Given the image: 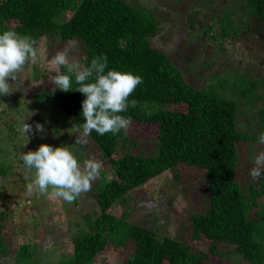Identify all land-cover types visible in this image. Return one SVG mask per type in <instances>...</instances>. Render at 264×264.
I'll list each match as a JSON object with an SVG mask.
<instances>
[{
  "label": "trees",
  "instance_id": "16d2710c",
  "mask_svg": "<svg viewBox=\"0 0 264 264\" xmlns=\"http://www.w3.org/2000/svg\"><path fill=\"white\" fill-rule=\"evenodd\" d=\"M210 1L214 5L203 11L201 5ZM188 3L174 0L170 16L161 17L156 7L135 0H0V30L30 36L35 48L44 37L73 42L84 49L73 65L86 66L104 54L108 67L142 77L128 98L135 105L122 113L130 118L127 129L88 137L111 175L90 193L98 208L92 216L86 213L88 222L72 235L71 254L54 264H93L122 248L123 264H207L215 254L223 259L216 264H264V179L253 181L249 169L241 170L244 146L252 147L253 157L260 150L256 138L264 132V0ZM172 10L187 15L181 21L185 29H174L175 41L161 45L157 39ZM235 43L247 51L245 64L225 63L234 60L229 45ZM192 53L196 60L190 63ZM66 71L67 65L60 66L59 72ZM39 87L32 99L24 97L28 107L21 110V93L0 96V141H5L0 152L7 153L0 158H15L12 147L19 135L16 120L7 115L16 118L25 109L47 106L74 124L82 120V93ZM54 113L47 112L46 120ZM242 114L248 117L242 120ZM133 126L139 130L133 132ZM29 139L41 142L44 136L33 130ZM15 163L0 159V181L7 189ZM186 166L201 176L203 196L189 193L197 205L174 233H163L157 215L134 213L143 200L136 189L170 172L173 185L188 194L194 176L184 175ZM3 185L0 196L8 192ZM156 192L165 197L168 191ZM5 227L0 212V255L15 254V264H34L30 244L8 247Z\"/></svg>",
  "mask_w": 264,
  "mask_h": 264
},
{
  "label": "rangeland",
  "instance_id": "374dc122",
  "mask_svg": "<svg viewBox=\"0 0 264 264\" xmlns=\"http://www.w3.org/2000/svg\"><path fill=\"white\" fill-rule=\"evenodd\" d=\"M135 1L148 7H156L157 10H159L160 16L164 17L165 15L170 16L167 15V12H170L169 6L173 4L174 0ZM191 1L192 0H185V3L189 2L188 4H190ZM205 3L206 2L202 4ZM208 5L211 7V5L214 4L210 1V3L201 5L203 11L207 9ZM70 14V12H67L65 15L67 16ZM171 14L172 17H170V20L163 23V29L159 34V39H157V43L161 45L170 44L168 40L175 41L174 33H172L174 29L180 28L179 30L177 29L178 31L185 29L181 21L187 15L173 10ZM59 40L57 41L55 38L50 39L45 37L39 40L35 48L37 51V61L35 63H26L18 72L17 79L13 82L10 81V91H16L18 94H22L18 109L21 110L22 108L28 107L26 103H24L26 100L24 97H28L29 100L32 99L33 90L41 88L39 86L52 84L50 75H55V71H59L60 69V66H56L52 63V57H54L57 51L67 49L69 57L68 64L72 65L78 62L80 56L83 54L84 49L79 48L73 42H68V44L61 40L59 42ZM171 43L174 44V42ZM229 48L232 50L231 57L234 60L227 59L225 62L226 64L237 61L241 64L247 62V51L240 46V43H235L234 47L233 44H230ZM235 53H238V56H235ZM242 54H244V56H242ZM187 60L193 63V61L196 60L195 55L192 53V57ZM33 65H37L38 68H34ZM39 108L43 111L40 112ZM39 108H36V111L33 110L32 112L25 109L24 113L16 118H14V116L12 117L13 114L7 115L10 118L9 120H16L15 123L19 135L15 136L16 141H14V144L16 147H12L14 150L11 154H13L15 158H0L2 161L3 159L8 162L12 159L16 161L14 164V173L12 172L13 175H9L7 180L9 184L8 189L6 182L3 185L4 181H0V184L8 190V192L0 196V212L6 222V237L10 240L8 247L15 250L21 247L23 243H28L33 252L31 261L34 264H54L66 259V256L71 254L72 235H76L78 228L86 225L88 222V215L92 216L93 210L98 208L95 197L90 193H93V191L104 183L111 174L107 171L109 170V166H107V168L105 167V165H107L106 161L102 160V164L101 159L96 157L97 148L90 139L87 138V141L81 145H72L74 142V135H78V133H76L72 127L74 123L70 121L69 115L67 116L65 114V116L60 110L54 111L47 106H40ZM47 112H55L53 118L46 120V117L49 116ZM246 117H248V115L242 114V120ZM37 122L43 125V133H39L44 136V140L41 142L29 139L31 133H27V135H29L28 138L23 132L24 123L32 125L35 131V124ZM49 125H52L53 129H50ZM131 130L137 132L139 129L138 126H133ZM1 138L5 139V135L3 134ZM41 143H48L53 146L59 144L70 145V147L74 149V155L79 162L82 163V161L87 158H94L100 162V170L96 179L92 182L91 187L87 191L81 192L71 203L65 202L60 198H51L47 193L41 194L36 190L32 192L28 191V185L33 179L34 172L24 167L23 162L17 158L18 153L21 151L35 150ZM257 147H260V150L263 148V146L258 144ZM3 148H5V141H0V151ZM252 151V147L250 148L247 145L243 148L241 156V170L243 173L253 166ZM2 152H0V155L5 154L7 156V153ZM182 171L184 175L188 176V174H191L192 177L194 176L191 181H188L189 184L193 185V190L186 187V189H188V194L184 192L182 185H173L171 181L173 180L171 178L173 175L170 172H166L154 181L152 180L148 184H145L140 189H136V191H140L139 198L143 200L139 203V206L135 208L134 213L139 211L142 214H148L150 217L157 215V222L160 223L159 227L163 233H174L175 229L180 228L181 221L187 217L190 206L193 205V203L197 205V201L194 198L192 201L193 203H191L192 197L190 194L193 193L200 198L203 196V181L200 179L201 176L199 177L197 171L187 166L184 167ZM23 189H26V191H23ZM156 190H167L168 192L165 197H160L159 194H163V192L158 194ZM188 198L190 199L188 200ZM117 211L123 213L124 208L120 207ZM86 213H88V215H86ZM191 242L196 247L200 246L201 248H205L206 246V244L201 241L191 240ZM117 250L118 249H116V251H110L107 256H102L100 260L93 264H123V259L126 256L123 255L124 250L123 248L122 251L118 252ZM220 260L223 259L219 255H211L207 264H216L219 263ZM0 264H15V254L6 253L2 256L0 255Z\"/></svg>",
  "mask_w": 264,
  "mask_h": 264
},
{
  "label": "clouds",
  "instance_id": "9594fccd",
  "mask_svg": "<svg viewBox=\"0 0 264 264\" xmlns=\"http://www.w3.org/2000/svg\"><path fill=\"white\" fill-rule=\"evenodd\" d=\"M68 59L67 49L57 51L52 57L53 64L67 65V71H55V75H50V81L52 91L74 90L83 94L79 112L82 120L72 125L78 133L74 135L72 145L85 143L92 132L102 136L126 130L130 118L122 113L135 105V100L128 98L142 83L141 75L108 67L104 54L94 55L86 66L68 64ZM36 61L37 51L30 36L14 30H0V96L11 93L10 81L17 79L18 72L26 63ZM35 131L42 134L43 125L37 122ZM23 132L28 137L27 133L33 132L32 125L24 123ZM256 142L264 145V132L258 134ZM17 158L27 170L34 172L28 185L29 192L47 193L51 198H60L68 203L91 187L101 167L94 158L79 162L74 149L65 144L41 143L35 150L19 152ZM252 164L248 170L251 179H264V149L254 154Z\"/></svg>",
  "mask_w": 264,
  "mask_h": 264
}]
</instances>
